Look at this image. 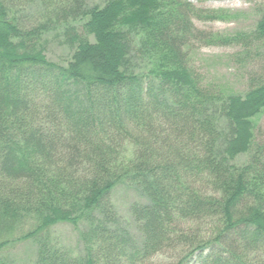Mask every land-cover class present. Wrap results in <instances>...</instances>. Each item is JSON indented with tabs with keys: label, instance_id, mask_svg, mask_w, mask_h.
I'll return each instance as SVG.
<instances>
[{
	"label": "trees",
	"instance_id": "16d2710c",
	"mask_svg": "<svg viewBox=\"0 0 264 264\" xmlns=\"http://www.w3.org/2000/svg\"><path fill=\"white\" fill-rule=\"evenodd\" d=\"M233 18L183 0H0V251L30 241L34 264H264V81L227 93L188 51L242 40L194 24ZM50 33L72 51L66 65L47 59ZM121 183L145 200L129 208L139 239L111 202ZM62 223L82 255L50 242Z\"/></svg>",
	"mask_w": 264,
	"mask_h": 264
},
{
	"label": "rangeland",
	"instance_id": "374dc122",
	"mask_svg": "<svg viewBox=\"0 0 264 264\" xmlns=\"http://www.w3.org/2000/svg\"><path fill=\"white\" fill-rule=\"evenodd\" d=\"M105 1L87 0V6L101 8ZM183 1L189 2L196 9L223 11L234 15L232 20L224 22L195 21L194 24L198 30L229 38L239 35L243 38L228 46H205L199 40L189 42L188 51L191 63L204 82L213 84L227 93L243 96L252 81H264V38L256 39L257 36L253 34L259 19L257 0ZM33 11V9L25 10L23 15L33 14ZM54 34H48L46 57L52 63L66 65L70 61L72 51L54 39ZM254 122L256 124L255 140L258 145L264 147V112ZM247 158V155L238 157L236 164H244ZM111 202L122 223L136 239H139L129 208L133 203H145L144 198L134 187L121 183L112 191ZM48 236L50 242L66 249L72 257L83 254L78 228L70 224H58L48 230ZM35 260L36 247L30 241L17 242L0 251V263L3 262V264H34ZM155 261L172 262L165 256L158 257Z\"/></svg>",
	"mask_w": 264,
	"mask_h": 264
}]
</instances>
